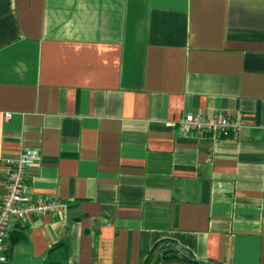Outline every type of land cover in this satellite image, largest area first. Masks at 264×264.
Segmentation results:
<instances>
[{"label": "crops", "instance_id": "0c3cea01", "mask_svg": "<svg viewBox=\"0 0 264 264\" xmlns=\"http://www.w3.org/2000/svg\"><path fill=\"white\" fill-rule=\"evenodd\" d=\"M23 147L27 195L66 205L1 264H264V0H0V158Z\"/></svg>", "mask_w": 264, "mask_h": 264}, {"label": "built area", "instance_id": "2783aa9c", "mask_svg": "<svg viewBox=\"0 0 264 264\" xmlns=\"http://www.w3.org/2000/svg\"><path fill=\"white\" fill-rule=\"evenodd\" d=\"M9 113H3V119ZM178 126L184 130H210L214 136L227 131H235L238 122L223 112L195 111L186 112L178 120ZM36 157L31 148H20L12 155L2 156L0 160L7 167V181L0 196V264L5 261L4 244L2 238L6 235L10 225L15 220H22L28 216H36L43 212L62 211L66 203L52 198H31L25 190V169Z\"/></svg>", "mask_w": 264, "mask_h": 264}, {"label": "trees", "instance_id": "16d2710c", "mask_svg": "<svg viewBox=\"0 0 264 264\" xmlns=\"http://www.w3.org/2000/svg\"><path fill=\"white\" fill-rule=\"evenodd\" d=\"M158 259H185L188 262H196L193 258L189 257L188 255L181 254V252L176 249L162 251Z\"/></svg>", "mask_w": 264, "mask_h": 264}]
</instances>
